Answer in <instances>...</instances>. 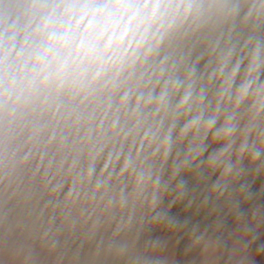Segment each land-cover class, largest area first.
Returning a JSON list of instances; mask_svg holds the SVG:
<instances>
[{"label": "clouds", "instance_id": "1", "mask_svg": "<svg viewBox=\"0 0 264 264\" xmlns=\"http://www.w3.org/2000/svg\"><path fill=\"white\" fill-rule=\"evenodd\" d=\"M0 264H264V0H0Z\"/></svg>", "mask_w": 264, "mask_h": 264}]
</instances>
